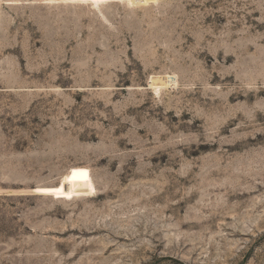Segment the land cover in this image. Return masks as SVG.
<instances>
[{"label": "rangeland", "instance_id": "obj_1", "mask_svg": "<svg viewBox=\"0 0 264 264\" xmlns=\"http://www.w3.org/2000/svg\"><path fill=\"white\" fill-rule=\"evenodd\" d=\"M0 264H264V0H0Z\"/></svg>", "mask_w": 264, "mask_h": 264}, {"label": "built area", "instance_id": "obj_2", "mask_svg": "<svg viewBox=\"0 0 264 264\" xmlns=\"http://www.w3.org/2000/svg\"><path fill=\"white\" fill-rule=\"evenodd\" d=\"M136 2L139 1V0H135Z\"/></svg>", "mask_w": 264, "mask_h": 264}]
</instances>
